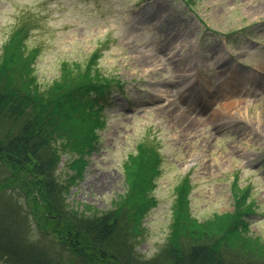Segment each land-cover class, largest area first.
Returning <instances> with one entry per match:
<instances>
[{"label": "rangeland", "instance_id": "rangeland-1", "mask_svg": "<svg viewBox=\"0 0 264 264\" xmlns=\"http://www.w3.org/2000/svg\"><path fill=\"white\" fill-rule=\"evenodd\" d=\"M19 27L41 86L66 64L84 70L97 51L93 72L124 88L104 102L98 147L73 183L78 155L62 154L69 207L100 214L125 192L126 207L139 206L143 162L133 156L145 145L156 165L140 255L169 242L186 178L200 223L232 212L235 188L249 190L248 233L264 241V0H0V56Z\"/></svg>", "mask_w": 264, "mask_h": 264}, {"label": "trees", "instance_id": "trees-1", "mask_svg": "<svg viewBox=\"0 0 264 264\" xmlns=\"http://www.w3.org/2000/svg\"><path fill=\"white\" fill-rule=\"evenodd\" d=\"M23 35V27L15 30L0 56V262L264 264V241L248 233L247 217L255 212L249 190L235 188L234 210L200 223L186 207L187 178L177 188L169 242L152 257L140 255V223L154 204L149 191L155 176L146 173L156 165L145 145L133 156L143 162L137 171L139 206L127 208L130 196L125 192L116 208L100 214L69 207V183L83 175L85 156L98 147L104 102L122 86L93 72L97 51L84 70L66 64L57 80L41 86L37 54ZM66 152L78 155L71 162L76 173L69 183L57 176Z\"/></svg>", "mask_w": 264, "mask_h": 264}]
</instances>
